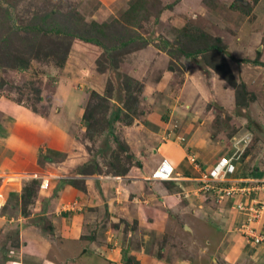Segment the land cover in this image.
<instances>
[{"label": "rangeland", "instance_id": "1", "mask_svg": "<svg viewBox=\"0 0 264 264\" xmlns=\"http://www.w3.org/2000/svg\"><path fill=\"white\" fill-rule=\"evenodd\" d=\"M5 1L11 7L9 18L0 17V34H6L10 23L16 28L13 30L16 33L11 34L12 43L5 47L9 54L22 47L20 39L30 38L23 26L38 16L37 13L56 6L63 13L79 10L86 22L111 24L129 5V0H114L111 7L99 0H0V5L5 7ZM198 1L195 11H187L188 5H182L179 0H145L138 23H129L138 30L141 41L121 51L117 67L103 62L106 54L102 47L76 35L75 22L69 23V35H40L34 45L36 57L25 70L6 67L3 63L6 60L0 59L4 65H0V93L44 115L60 76L79 78L76 82L66 80L75 84L76 90L87 93L83 106L87 125L82 118L74 138L78 146L82 144L87 161L76 169L80 171V178L75 179V186L87 194L89 175L125 177L145 167L148 174L144 190H154L156 194L152 203L145 193L139 195L141 201L137 204L141 211L145 208L147 211L136 213L137 220L128 223L121 215L114 219L117 227L122 228L120 245L127 242L128 249L122 252L125 257L129 255L139 264H149L137 259L140 255L152 257L150 264L172 261L176 264H264V225L244 224L242 209L248 211L244 198L238 194L218 198L215 193L199 190L197 183L189 201L180 194L167 197L162 203L155 186L161 187L169 180L153 181L149 177L159 160L168 158L158 157L156 148L163 142L174 141L185 145L192 156V153L207 155L205 161L209 164L221 154H234L235 173H238L235 175H250L255 168L257 172L264 171V0H257V5L252 0ZM111 8L115 16L109 11L100 13L101 9ZM187 24L221 38L232 78L212 69L219 56L216 52H198L195 57L179 52L176 39H181L179 29ZM115 29L107 27L111 35L116 33ZM112 43L117 44V40ZM94 91L104 100L93 96ZM98 101L100 105H96ZM117 108L122 109L119 120L112 117ZM179 135L184 140H178ZM187 140L190 142L186 145ZM68 148L71 151L75 147L71 144ZM172 166L182 175L193 171L186 160L180 161L176 168ZM75 173L67 171L60 176ZM169 189L172 194L177 191L173 187ZM36 196L37 192L28 203L22 204L20 199L19 204H12L17 209L11 216L14 220L0 225V253L1 249L13 254L20 252L16 218L22 216L27 225L46 220L45 216L32 213ZM220 203L228 206L227 210L213 217V212L220 213ZM63 205L73 206L69 202ZM9 207L8 200L5 205L8 214ZM231 210H234L235 225L228 232ZM52 236L59 237L60 232ZM52 263L55 261L50 259L45 262Z\"/></svg>", "mask_w": 264, "mask_h": 264}, {"label": "crops", "instance_id": "2", "mask_svg": "<svg viewBox=\"0 0 264 264\" xmlns=\"http://www.w3.org/2000/svg\"><path fill=\"white\" fill-rule=\"evenodd\" d=\"M99 2H103L104 6L111 7L115 1L99 0ZM179 2L182 5H188L187 11H195L199 3L198 0H179ZM101 11L100 13L109 11L113 14L115 10L111 8L101 9ZM113 15L115 16V14ZM66 76H60L59 83L53 87V95L44 115L43 112H41L42 115L33 112L23 103L0 93V183L6 196L5 205L8 200L11 205L9 214L6 213L5 205L0 212V225H5L6 221L14 220L11 216H14L17 209L12 207V204H19L24 181L31 178L40 180L46 178L48 181L47 188L39 187L32 213L45 216L44 222L49 221V224L38 221V223L31 222L27 225L23 222L22 216L16 218L19 223L17 227L20 252L13 254L10 250L5 252L4 249H1L0 264H38L39 261V264H45L48 259L55 261L54 264H95L96 260H99L97 264H121L122 259L123 264L126 262L139 264L133 260L132 262L126 260L129 255L125 257L122 253L123 250L127 251L128 249L127 242L120 245L122 228L117 227L116 223L118 222L114 219L119 215L130 223L136 219V213L147 211L145 207L141 211L140 205L137 203L141 201L140 194L144 195L145 193L151 199V203L156 195L152 189L150 190L153 192L144 190L148 171L143 167L139 172L131 171V174L125 177L109 174L89 175L91 181L88 183L89 186H85L87 194L79 190L82 188L71 184L70 180L80 178V171H76V169L87 161L86 153L83 154L82 144L78 146L79 144H76V139H74L75 134L79 131L87 93L82 89L76 90L75 84H72L70 80L66 81L72 79L76 82L78 77L75 78L72 75L66 78ZM179 139L184 140V137L179 135ZM190 139L194 140L193 137ZM189 142L187 140L185 144L187 145ZM163 143L156 148V153L154 152L158 157L167 156L175 168L179 166L180 161L186 160L192 166L193 171L188 175L174 171L173 178L166 182V185L161 184V187L155 186L154 182L157 193L161 196L160 201L164 203L165 198L180 194H183L186 201H189L191 191L194 190L197 183L200 185L199 190L205 192L202 190L200 173L209 166V163L205 161L207 155L197 156L192 153V156L189 149L183 147L185 145L181 146L178 141ZM71 144L76 149L70 151L68 147ZM191 157H194L195 161L192 162ZM67 171L76 173L73 176H68L69 178L60 176L61 173ZM81 177L84 178V176ZM235 177L243 176L236 175ZM172 187L177 189L174 194L169 191V188ZM64 202L72 204V208L64 206ZM146 202L147 200L144 199L143 203ZM227 207L220 203L218 205L220 213L216 215V212H213L212 216L218 217L222 211L227 210ZM3 211L5 212L3 213ZM231 211L230 220L232 223L229 225L231 227L227 230L228 232H232L235 225V218L232 215L234 210ZM9 217H11L10 220ZM54 231L60 232L61 241L59 237L52 236L53 233L55 234ZM148 257L151 259L141 255L136 258H141L143 263L145 261L149 264L153 263L154 259L149 255ZM181 260L185 259L181 258ZM173 263L176 264L174 261L166 264Z\"/></svg>", "mask_w": 264, "mask_h": 264}, {"label": "trees", "instance_id": "3", "mask_svg": "<svg viewBox=\"0 0 264 264\" xmlns=\"http://www.w3.org/2000/svg\"><path fill=\"white\" fill-rule=\"evenodd\" d=\"M256 1L257 0H252V4H256ZM144 2L145 0H129L127 9L121 12L120 17L113 18L111 24H108L106 21L97 22L96 20L86 22L79 10L74 9L73 11L69 10L63 13L56 6L52 7L50 10L45 11L44 13H37L39 14L38 16L31 19L28 25L23 26L30 38L27 40L20 39L22 42V47L18 46L16 50H13L12 54H9L8 50L5 48L7 46L6 44L12 43L11 34L16 33V31H13L16 30L15 26L10 23V28L9 30H6V34H0V59L4 58L6 60V62H3L6 64V67L8 66L18 70H25L30 60L33 57H36L34 45L36 44V40L40 35H45L48 33H65L69 35L71 30V25L69 23L75 22L76 35L85 41H89L99 47H102L106 54L105 60L103 62L106 63V65L111 64L117 67L119 56L122 55L121 51L126 47L132 48L136 42L141 41V36L139 35L138 30L135 29V27L131 28L129 23L133 25L138 23L144 11ZM5 3L7 4L5 7L0 5V17H3V19L6 20L9 18L8 11L11 6L7 1H5ZM116 26L117 31L115 29ZM186 26H184L182 29H179L181 39H176V43H179L177 45L179 52H181L184 56L192 57H195L198 52L206 53L209 50L213 51L214 53L216 52L219 56L216 58L217 61L215 60L211 66L212 69H214L216 73L221 74L223 77L227 76L232 78V74L225 57L224 48L221 46V38L218 36H212L202 29H198L190 25L188 26V24ZM107 27H109V29H115L116 33L111 35L112 32L108 31ZM112 40H117V44H113ZM198 43L199 45L197 46ZM0 65L4 66L2 62ZM102 65L105 66V64ZM1 86L2 85L0 83V87ZM92 95L99 97L100 100H104V98L96 94L95 91L92 92ZM128 97L129 94H126L127 99ZM126 98L124 100H126ZM15 101L21 102L18 99ZM98 104L99 101L96 105ZM121 112L122 109L119 108L113 111V119L119 120ZM82 118L87 125L88 119L86 110ZM251 174L252 176H260L262 172H257L255 168ZM246 175L249 174H245L244 176ZM40 182L41 180L39 178H31L24 181L20 196L22 204L28 203L32 195H36V192L40 187ZM70 182L71 184H76L75 179L70 180ZM21 212L25 213L23 208H21ZM126 260L132 262L131 257H127Z\"/></svg>", "mask_w": 264, "mask_h": 264}, {"label": "built area", "instance_id": "4", "mask_svg": "<svg viewBox=\"0 0 264 264\" xmlns=\"http://www.w3.org/2000/svg\"><path fill=\"white\" fill-rule=\"evenodd\" d=\"M234 154H221L207 169L200 173L202 190L207 193H215L218 198L221 196L240 195L248 207L244 211V224L263 225L264 221V171L260 176H243L236 178V166ZM190 160L195 161L194 157ZM174 168L168 158L163 157L156 168L150 174L153 181H167L173 178ZM48 181L42 178L41 188H47ZM221 199V198H220ZM6 203V196L3 193L0 183V212ZM264 236V234H263ZM253 238V237H252ZM262 238V236H259ZM256 241L261 239H255Z\"/></svg>", "mask_w": 264, "mask_h": 264}, {"label": "water", "instance_id": "5", "mask_svg": "<svg viewBox=\"0 0 264 264\" xmlns=\"http://www.w3.org/2000/svg\"><path fill=\"white\" fill-rule=\"evenodd\" d=\"M125 264H129V262H126Z\"/></svg>", "mask_w": 264, "mask_h": 264}]
</instances>
